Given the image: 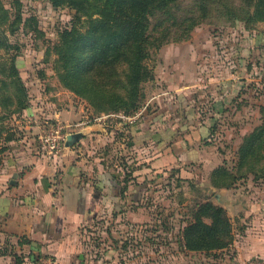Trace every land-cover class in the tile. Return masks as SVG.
I'll list each match as a JSON object with an SVG mask.
<instances>
[{
  "label": "rangeland",
  "instance_id": "rangeland-1",
  "mask_svg": "<svg viewBox=\"0 0 264 264\" xmlns=\"http://www.w3.org/2000/svg\"><path fill=\"white\" fill-rule=\"evenodd\" d=\"M98 2L102 4L103 0ZM120 2L124 7L125 0ZM244 4L242 0H177L166 6L151 3L145 8L142 13L145 28L141 37L144 41L139 44V50L144 67L142 74L147 76L139 84L140 109L144 108L151 115L156 112L153 109L157 105L152 100L156 93L161 95L162 88L166 87L165 72L175 77L177 65L191 59L193 53L198 59L197 70L199 65L202 66L203 72L199 74L197 71L199 77L221 78L231 71L242 73L235 63V46L244 41L243 36L246 38L242 32H251L258 25H262L264 31V22L246 25L247 22L241 18ZM117 15L122 16L123 11ZM96 18V15L89 17L77 12L67 3L53 6L52 0H0L1 152L8 143H17L26 137L36 145L40 130L50 128L57 121L69 124L71 134L79 132L85 125L102 123L100 117L106 114H100L97 108L106 105L97 99L104 91L100 89L101 93L97 95V89L88 76L92 50L84 40L92 35V20ZM72 27L76 28L83 41L62 40L64 31ZM200 27L203 29L193 33V36L192 32ZM202 51L208 52L199 57ZM255 53L251 52L250 57ZM81 58L85 59L84 64ZM171 64L175 68L172 69ZM11 65L16 68L14 76ZM99 67L100 80L103 78L104 82L110 83L109 86L118 88V77L109 73L104 62L101 61ZM257 71L258 75L252 66L243 70V74L251 77L242 92L243 100L233 108L234 114L224 117V123L210 134L211 153L207 152L206 157L215 156L219 166L233 165L241 134H248L262 124L260 108L264 106V57ZM256 78L259 83H255ZM69 113L78 116L76 121H65ZM104 122L107 132L105 143L102 136L86 135L83 141L79 139L72 145L78 150V155L93 162L94 166L104 165L115 172L124 170L127 173L132 168L141 167V159L135 160L127 145L117 144V139L121 143L130 139L126 130L118 136L122 132L118 128L124 127V119L116 116ZM125 122L131 124L136 121ZM204 163L208 165L206 161ZM185 165L191 170L186 179L180 177L179 168L172 164L164 168L150 166L146 214L142 209L140 222L130 221L127 216L124 222L95 220L82 229L89 264L220 263L223 250L190 251L183 247L182 230L194 220L198 206L210 202L224 208L223 196H216L209 186L210 167L203 166V163L199 168L191 163ZM137 177L142 179L143 173H138ZM226 215L231 223L234 222L233 211L230 216L226 211ZM204 223L209 225L211 222L207 220ZM234 229L232 225V232Z\"/></svg>",
  "mask_w": 264,
  "mask_h": 264
},
{
  "label": "crops",
  "instance_id": "crops-1",
  "mask_svg": "<svg viewBox=\"0 0 264 264\" xmlns=\"http://www.w3.org/2000/svg\"><path fill=\"white\" fill-rule=\"evenodd\" d=\"M261 27L258 25L251 32L244 30L246 38L243 36L244 41L235 46V63L242 73L231 71L221 78L199 77L198 72L203 71L201 65L197 70L195 53L177 65L175 77L165 72L166 87L152 100L157 105L153 109L156 112L151 115L144 108L139 109L136 122L124 121V130L118 128L122 131L118 136L126 130L130 139L124 143L117 139V144L127 145L135 160L141 159V167L127 173L115 172L111 167L94 166L72 146L49 156L27 137L8 143L0 151V264H89L82 229L95 220L124 222L127 216L130 221L140 222L138 219L146 214L151 167L172 164L184 179L191 174L186 163L198 168L203 163L210 167L208 173L216 169L217 158L206 157L207 152L211 153L210 134L224 123V117L234 114L233 108L243 100L242 92L251 79L249 74H243L246 66L255 68L258 75L264 57ZM201 29L196 28L192 35ZM205 52L208 51L200 52L199 57ZM251 52L256 53L250 57ZM171 68L175 67L171 64ZM257 81L256 78L255 83L260 82ZM116 116L102 115V123L83 126L77 132L81 134L80 141L86 135L104 138V121ZM65 117V121H76L78 116L69 113ZM245 134H241L240 142ZM136 171L143 173L142 179ZM136 184H147L140 201ZM209 186L216 196H223L222 206L227 214L235 213L234 240L223 250L219 264H249L264 259V172L256 178L249 174L229 189Z\"/></svg>",
  "mask_w": 264,
  "mask_h": 264
},
{
  "label": "trees",
  "instance_id": "trees-1",
  "mask_svg": "<svg viewBox=\"0 0 264 264\" xmlns=\"http://www.w3.org/2000/svg\"><path fill=\"white\" fill-rule=\"evenodd\" d=\"M175 1L177 0H125V6L121 7L120 0L118 2L103 0L102 4H99L98 0H52L53 6L67 3L86 16H97L92 20L94 25L92 35L84 40L92 50L89 56L88 76L97 89V95L101 93L100 89L104 91L97 99L99 103L106 105V107L98 106L97 110L100 114L133 116L140 109L139 84L147 76L142 74L144 67L139 50V44L144 41L141 38L142 30L145 28L142 13L151 3L166 6ZM242 1L245 3V9L241 18L247 22L246 25L252 26L264 22V0ZM91 8L96 10H88ZM120 11H123L122 16L117 15ZM80 37L75 27L62 34L64 42L83 41ZM84 60L81 58L82 64ZM101 61L104 62L109 73L118 77L116 82L118 88L109 86L110 83L104 82L103 78L100 80ZM14 66L11 65L13 76L16 75ZM260 112L262 124L242 138L233 165H220L210 172V185L213 188L229 189L249 174L256 178L264 172V106L260 108ZM136 185L137 198L140 200L145 193L146 185ZM206 218L211 222L209 225L204 223L207 222L203 220ZM182 237L185 249L205 252L224 250L234 240L232 223L225 209L210 202L198 206L194 220L184 226Z\"/></svg>",
  "mask_w": 264,
  "mask_h": 264
},
{
  "label": "built area",
  "instance_id": "built-area-1",
  "mask_svg": "<svg viewBox=\"0 0 264 264\" xmlns=\"http://www.w3.org/2000/svg\"><path fill=\"white\" fill-rule=\"evenodd\" d=\"M136 113L133 116L117 114L124 121L132 122L136 120ZM71 134V126L63 122H56L50 128L40 130L37 135V148L49 156H54L65 147L67 136ZM249 264H264V259L250 261Z\"/></svg>",
  "mask_w": 264,
  "mask_h": 264
},
{
  "label": "water",
  "instance_id": "water-1",
  "mask_svg": "<svg viewBox=\"0 0 264 264\" xmlns=\"http://www.w3.org/2000/svg\"><path fill=\"white\" fill-rule=\"evenodd\" d=\"M80 138H81L80 133L69 134L66 138L65 147H71Z\"/></svg>",
  "mask_w": 264,
  "mask_h": 264
}]
</instances>
